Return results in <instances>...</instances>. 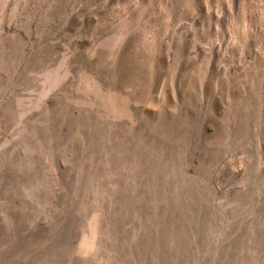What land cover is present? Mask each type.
Returning a JSON list of instances; mask_svg holds the SVG:
<instances>
[{"label":"rangeland","instance_id":"374dc122","mask_svg":"<svg viewBox=\"0 0 264 264\" xmlns=\"http://www.w3.org/2000/svg\"><path fill=\"white\" fill-rule=\"evenodd\" d=\"M0 264H264V0H0Z\"/></svg>","mask_w":264,"mask_h":264}]
</instances>
